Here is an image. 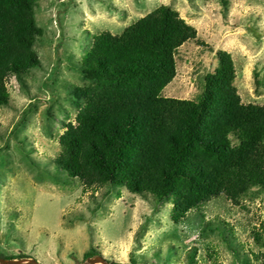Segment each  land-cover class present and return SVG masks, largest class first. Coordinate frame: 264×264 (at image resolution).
Here are the masks:
<instances>
[{"label": "rangeland", "instance_id": "rangeland-1", "mask_svg": "<svg viewBox=\"0 0 264 264\" xmlns=\"http://www.w3.org/2000/svg\"><path fill=\"white\" fill-rule=\"evenodd\" d=\"M229 3L225 12L216 0H36L31 49L39 66L20 82L6 79L9 103L0 108V150L7 147L0 155L14 159L13 169L0 171V255L87 264L83 254L92 246L102 264H264V189H253L238 206L216 197L175 225L168 201L153 207L122 189L118 196L106 185L87 187L54 164L57 139L68 123L77 124L63 94L83 84L78 59L95 36L120 35L160 5L197 32L174 55L176 76L164 95L194 100L215 52L225 50L242 103L264 106V0ZM255 73L262 82L257 91ZM21 138L20 148L30 149L35 161L25 163L15 144Z\"/></svg>", "mask_w": 264, "mask_h": 264}, {"label": "trees", "instance_id": "trees-1", "mask_svg": "<svg viewBox=\"0 0 264 264\" xmlns=\"http://www.w3.org/2000/svg\"><path fill=\"white\" fill-rule=\"evenodd\" d=\"M216 1L228 12L229 0ZM35 3L0 0V108L9 103L6 79L14 75L20 82L39 66L31 49L38 32ZM196 38V29L167 5L120 35L95 36L78 59L83 84L63 94V102L76 111L77 124L68 123L57 139L60 158L55 166L87 187L106 185L118 196L122 189L153 207L168 201L175 225L189 210L216 197L238 206L239 200L253 196V189H264V106L242 103L229 52H215L214 68L204 75L194 100L164 95L176 76L174 55ZM254 77L257 91L262 82L257 73ZM49 95L55 101L51 90ZM21 143L22 138L15 144L25 163L35 161ZM2 148L0 154L7 147ZM13 161L0 155V171L8 173ZM99 253L90 246L83 258ZM0 258L33 259L27 254Z\"/></svg>", "mask_w": 264, "mask_h": 264}, {"label": "water", "instance_id": "water-1", "mask_svg": "<svg viewBox=\"0 0 264 264\" xmlns=\"http://www.w3.org/2000/svg\"><path fill=\"white\" fill-rule=\"evenodd\" d=\"M102 262V260L98 257H92L90 259H87V264H92L94 262ZM0 264H39L34 260H27V261H11V260H4L0 258Z\"/></svg>", "mask_w": 264, "mask_h": 264}, {"label": "bare ground", "instance_id": "bare-ground-1", "mask_svg": "<svg viewBox=\"0 0 264 264\" xmlns=\"http://www.w3.org/2000/svg\"><path fill=\"white\" fill-rule=\"evenodd\" d=\"M95 264H102L101 262H96Z\"/></svg>", "mask_w": 264, "mask_h": 264}]
</instances>
